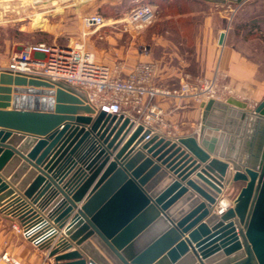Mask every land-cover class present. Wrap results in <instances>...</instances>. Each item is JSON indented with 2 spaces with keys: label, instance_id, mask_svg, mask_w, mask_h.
Wrapping results in <instances>:
<instances>
[{
  "label": "water",
  "instance_id": "95a60500",
  "mask_svg": "<svg viewBox=\"0 0 264 264\" xmlns=\"http://www.w3.org/2000/svg\"><path fill=\"white\" fill-rule=\"evenodd\" d=\"M200 107L198 131L170 138L62 82L1 70L0 206L52 221L42 248L55 264H264V99Z\"/></svg>",
  "mask_w": 264,
  "mask_h": 264
},
{
  "label": "crops",
  "instance_id": "0c3cea01",
  "mask_svg": "<svg viewBox=\"0 0 264 264\" xmlns=\"http://www.w3.org/2000/svg\"><path fill=\"white\" fill-rule=\"evenodd\" d=\"M188 4L194 9L164 17L166 20L196 19V22L188 24L189 27L178 26L174 33L180 37L178 43L170 38H163L164 35L171 36L170 31L153 34L148 54L144 55L133 48L124 51L120 39L110 40L108 52L115 55L112 61L123 62L120 77H126L138 62H154L157 66L154 81L156 87L179 90L185 82L197 86L200 79H215L216 83L222 79L235 88L234 98L246 104V101L261 102L264 99V78L260 75L264 70V60L252 57L230 43L231 20L234 16L240 22L264 17V0H242L239 5L232 2L212 4L190 0ZM222 32L225 33L224 43L219 46L218 39ZM178 52H183L184 56L177 54ZM102 60L111 62L108 56H104ZM155 102L163 112L167 129L176 133L174 137L188 136L198 131L202 114L201 102L195 100L191 93L168 98L157 97ZM157 133L163 135L164 130ZM127 138L128 135L125 140ZM225 190L226 187L219 195L220 203L225 201L222 199ZM216 207L219 208L218 205ZM216 207L214 210H217ZM15 223V219L0 210V253L9 252L23 264H55L47 256L45 249L33 247L20 233L13 230L12 225Z\"/></svg>",
  "mask_w": 264,
  "mask_h": 264
},
{
  "label": "built area",
  "instance_id": "2783aa9c",
  "mask_svg": "<svg viewBox=\"0 0 264 264\" xmlns=\"http://www.w3.org/2000/svg\"><path fill=\"white\" fill-rule=\"evenodd\" d=\"M153 19L154 11L150 5L138 6L128 15L129 24L135 29L149 25ZM82 24L85 29L92 30L104 26L106 20L99 14H90L83 17ZM143 52L147 55V48H144ZM156 67L154 62H138L126 77H120L119 67L110 69L104 64L96 63L93 55L87 52L82 44L73 46L39 44L15 54L8 66L0 68V71L7 70L62 82L84 94L88 103L96 110L110 115L123 114L129 117L135 126L142 125L145 130L149 129L151 134L166 127L163 112L155 102L157 97L168 98L181 93H191V96L201 103L210 99L221 100L217 95L215 79L199 80L197 86L185 82L179 90L156 87L154 84ZM222 89L231 93L228 86ZM254 107L255 105L251 109ZM163 136L169 137L164 134ZM0 210L15 219L13 230L20 233L33 247L42 248L50 238L52 234L50 224L39 209L19 206L9 213L11 209L0 206ZM0 264L23 263L9 252H2Z\"/></svg>",
  "mask_w": 264,
  "mask_h": 264
},
{
  "label": "rangeland",
  "instance_id": "374dc122",
  "mask_svg": "<svg viewBox=\"0 0 264 264\" xmlns=\"http://www.w3.org/2000/svg\"><path fill=\"white\" fill-rule=\"evenodd\" d=\"M52 1L0 0V68L8 66L11 58L27 47L39 44L45 46L82 44L84 49L93 55L96 63L104 64L110 69L119 67L120 72L123 68V62L112 61L115 55L111 51L108 52V45H111L109 44L110 40L120 39L124 51L133 48L143 54L144 48L149 51L153 34L170 31L172 35H164L163 38H170L173 42L178 43L180 37L174 34L178 26L186 27L189 23L196 22V19L195 21L164 19L167 15H175L180 11L188 12L190 9H194V7L190 8L188 4L190 0H169L171 6L168 7L149 4L145 1L141 2L142 0H55L57 5H52ZM141 5L152 6L154 19L149 25L141 29H135L129 24L128 15L133 9ZM232 10L235 11L234 8ZM37 13L46 15V21L41 28L33 27V17ZM90 14L103 16L106 24L98 29H85L82 19ZM233 15H235V12ZM235 17L237 16H234V19L231 20V41L235 43L238 49L250 54V56L264 60V17H256L246 22H240ZM253 20L256 21V24L253 26L251 33H248V29L244 28L240 29L239 34L234 37V31L239 27L238 25L248 24ZM177 54L184 56L183 52ZM104 56H108L111 62H103ZM260 76L264 78V70ZM216 86L220 101H225L229 96L235 97V88L230 86L228 82L220 79L217 80ZM224 86H228L231 93L224 91L222 89ZM246 102L249 108L257 104ZM160 130H164V135L176 138L174 137L176 133L169 131L167 125ZM243 185L244 183L237 182L230 189L225 190L222 199L229 204V207Z\"/></svg>",
  "mask_w": 264,
  "mask_h": 264
},
{
  "label": "bare ground",
  "instance_id": "6f19581e",
  "mask_svg": "<svg viewBox=\"0 0 264 264\" xmlns=\"http://www.w3.org/2000/svg\"><path fill=\"white\" fill-rule=\"evenodd\" d=\"M25 1H26V0H25ZM51 3H52V5H57V4H56L57 2H55V0H53ZM47 12H48V11H47ZM45 16H46V15H45L44 13H37V14H35L34 17H33V27H34V28H41V27H43V25H44V23H45V21H46ZM224 187H226L225 183H223V186H222L221 191L224 189ZM218 203L221 204V206H219V208H217L216 212H217L218 214H220V213L222 214V213H223V212L229 207V204H228L226 201L220 203V199L218 200ZM40 213L43 215V217H44L45 220L48 222V224L52 225V224H51L52 221L49 220V219L47 218V216L44 215L41 211H40ZM51 230H52V232H53L54 228L51 227Z\"/></svg>",
  "mask_w": 264,
  "mask_h": 264
},
{
  "label": "trees",
  "instance_id": "16d2710c",
  "mask_svg": "<svg viewBox=\"0 0 264 264\" xmlns=\"http://www.w3.org/2000/svg\"><path fill=\"white\" fill-rule=\"evenodd\" d=\"M145 1L146 3H149V4H155V5H160V6H165V7H168V6H171V2L169 0H142L141 2ZM158 1V2H157ZM256 24V21L253 20L251 21L250 23L248 24H243V25H238L239 27L236 28V30L234 31V37L237 36L239 34V30L240 29H248V33H251V31L253 30V26ZM231 45H233L234 47H237L235 45L234 42L231 41L230 43Z\"/></svg>",
  "mask_w": 264,
  "mask_h": 264
}]
</instances>
